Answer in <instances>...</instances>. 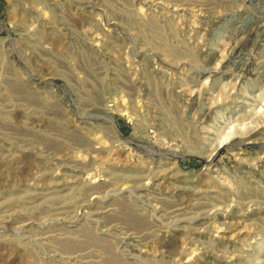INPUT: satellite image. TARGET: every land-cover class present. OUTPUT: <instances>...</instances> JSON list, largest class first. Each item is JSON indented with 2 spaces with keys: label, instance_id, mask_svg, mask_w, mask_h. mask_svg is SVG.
<instances>
[{
  "label": "rangeland",
  "instance_id": "1",
  "mask_svg": "<svg viewBox=\"0 0 264 264\" xmlns=\"http://www.w3.org/2000/svg\"><path fill=\"white\" fill-rule=\"evenodd\" d=\"M261 108L264 0H0V264H264Z\"/></svg>",
  "mask_w": 264,
  "mask_h": 264
},
{
  "label": "bare ground",
  "instance_id": "2",
  "mask_svg": "<svg viewBox=\"0 0 264 264\" xmlns=\"http://www.w3.org/2000/svg\"><path fill=\"white\" fill-rule=\"evenodd\" d=\"M141 9V8H140ZM198 10V9H197ZM257 33V32H256ZM236 54V53H235ZM256 63V62H255ZM253 69V68H252ZM209 95V94H208ZM263 105V104H262ZM262 109V111L264 112V110H263V108H261ZM261 111V110H260ZM259 118V117H258ZM258 120V119H257ZM256 121V120H255ZM240 122V121H239ZM242 124H244V123H242ZM241 124V125H242ZM237 125V124H236ZM248 124H246V126H247ZM232 129V128H231ZM246 129H247V127H246ZM246 131V130H245ZM215 135V134H214ZM236 135V129H235V127L232 129V131L231 132H229V134L228 135H226L224 138H223V140H222V142L221 143H224L225 141H227L228 142V140H231L234 136ZM246 135V134H245ZM230 142V141H229ZM226 143V142H225ZM221 145V144H220ZM93 176V175H92ZM199 217V216H198ZM193 221V220H192ZM189 248V247H188ZM194 255V254H193ZM192 258V257H191Z\"/></svg>",
  "mask_w": 264,
  "mask_h": 264
}]
</instances>
